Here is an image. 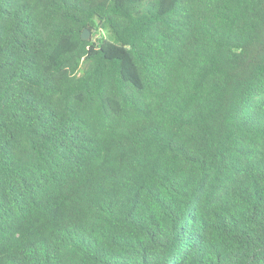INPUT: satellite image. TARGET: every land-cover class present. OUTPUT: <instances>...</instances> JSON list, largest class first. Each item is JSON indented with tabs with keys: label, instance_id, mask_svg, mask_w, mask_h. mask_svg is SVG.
<instances>
[{
	"label": "trees",
	"instance_id": "obj_1",
	"mask_svg": "<svg viewBox=\"0 0 264 264\" xmlns=\"http://www.w3.org/2000/svg\"><path fill=\"white\" fill-rule=\"evenodd\" d=\"M0 264H264V0H0Z\"/></svg>",
	"mask_w": 264,
	"mask_h": 264
},
{
	"label": "water",
	"instance_id": "obj_2",
	"mask_svg": "<svg viewBox=\"0 0 264 264\" xmlns=\"http://www.w3.org/2000/svg\"><path fill=\"white\" fill-rule=\"evenodd\" d=\"M82 38L84 40H89L91 38V31L89 29H85L83 32H82Z\"/></svg>",
	"mask_w": 264,
	"mask_h": 264
},
{
	"label": "rangeland",
	"instance_id": "obj_3",
	"mask_svg": "<svg viewBox=\"0 0 264 264\" xmlns=\"http://www.w3.org/2000/svg\"><path fill=\"white\" fill-rule=\"evenodd\" d=\"M101 35L100 32L96 33V35H94V38H98ZM93 36V33L91 32V37Z\"/></svg>",
	"mask_w": 264,
	"mask_h": 264
}]
</instances>
